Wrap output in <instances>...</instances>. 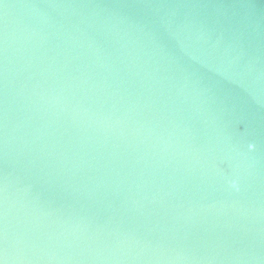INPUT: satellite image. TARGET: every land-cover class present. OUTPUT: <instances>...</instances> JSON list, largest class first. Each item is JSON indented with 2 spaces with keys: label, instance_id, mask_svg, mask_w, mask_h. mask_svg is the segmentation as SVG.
<instances>
[{
  "label": "water",
  "instance_id": "water-1",
  "mask_svg": "<svg viewBox=\"0 0 264 264\" xmlns=\"http://www.w3.org/2000/svg\"><path fill=\"white\" fill-rule=\"evenodd\" d=\"M0 264H264V0H0Z\"/></svg>",
  "mask_w": 264,
  "mask_h": 264
}]
</instances>
